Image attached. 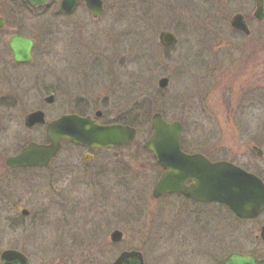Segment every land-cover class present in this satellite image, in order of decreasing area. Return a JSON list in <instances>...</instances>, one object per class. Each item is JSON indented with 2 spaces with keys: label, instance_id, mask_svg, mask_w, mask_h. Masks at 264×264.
<instances>
[{
  "label": "rangeland",
  "instance_id": "obj_1",
  "mask_svg": "<svg viewBox=\"0 0 264 264\" xmlns=\"http://www.w3.org/2000/svg\"><path fill=\"white\" fill-rule=\"evenodd\" d=\"M254 1L110 0L112 15L104 14L91 24L82 22L84 26H68L69 30L49 9L34 12L33 18L16 8L1 9L7 23L0 40V158L27 140L42 139L40 129L29 131L23 126L24 115L40 109L51 119L79 107L75 103L88 112L102 110L105 121L132 115L136 137L124 150L134 153V161L126 167L116 166V181H50L52 191L48 181L31 182L30 219L13 229L6 217L16 219V212L0 214V251L9 246L21 248L31 264H77L84 256L87 264L94 260L110 264L122 250L121 245L109 243L114 228L127 231L124 241L145 250L149 257L145 264H212V254L252 249L258 229L248 230L227 209L211 223L214 233L199 237L201 233L190 234L181 227L180 213L186 211L185 224L190 223V211L175 197L153 201L150 191L158 170L147 155L142 156L140 145L150 132L151 115L157 111L167 121L181 124L180 139L187 152L202 151L212 158L227 159L264 177V81H258V97L253 99L249 93L240 99L236 81L233 90L227 84L228 89L223 90L216 84L211 87L209 81L226 55L229 62L237 60L234 45L240 46L239 39L229 20L236 13L254 18ZM251 23L264 50V21L253 19ZM14 29L30 36L38 33L33 51L36 60L25 69L14 65L6 48ZM161 31L173 33L176 43L162 47L158 40ZM258 67L259 71L264 67L261 59ZM162 77L168 78V85L160 89L157 83ZM47 90L55 93L52 103L45 101ZM252 100L258 104L252 105ZM248 142L262 148V160L248 152ZM144 162L146 168L140 166ZM1 164L0 181H4L7 177ZM75 187L79 204L81 201L84 210H93L91 218L79 214L76 239L70 238L61 218L42 213L45 196L59 192L70 197ZM102 192L110 193L109 203ZM108 206L115 209L109 218ZM135 206L139 211L135 221L123 220L116 210ZM210 208L205 207L206 213L211 214ZM148 209L158 212L157 221L146 232H136V226L146 221ZM53 219L56 224L50 225ZM260 220L264 222V216ZM210 234H214L212 238Z\"/></svg>",
  "mask_w": 264,
  "mask_h": 264
},
{
  "label": "flooded vegetation",
  "instance_id": "obj_2",
  "mask_svg": "<svg viewBox=\"0 0 264 264\" xmlns=\"http://www.w3.org/2000/svg\"><path fill=\"white\" fill-rule=\"evenodd\" d=\"M101 1V10L100 12L96 15L93 16V13L88 6L86 0H44V3L41 5H36L34 3H30L27 0H0V10L3 8H9V9H18L20 12H26V15L30 16L31 18L34 17V12H41V11H46V10H51L52 14L58 19L66 28L68 29V26L70 27H75L78 25H86L83 24L82 22L89 23L91 22H96L100 20L104 14H107V16L112 15L113 13V7H111L107 1L110 0H100ZM241 14V13H240ZM243 22L246 25L248 29V33H244L242 30L234 28L229 20L230 27L237 33V38L239 39V45H234L235 51L239 53V56L235 62L233 60H230L229 62L227 60V55L224 53L226 56L224 57V61L222 62L220 69L215 71L216 76H212V78L209 80L210 86L212 87L214 84H216L220 89H234V84L235 81L237 82L239 90L236 89V92L239 94L240 99L247 93L251 94L252 99L257 98V90L259 89L258 81L261 79L264 81V67L261 68L259 71L258 67V59H261L262 62L264 63V50L262 49L263 44L259 43V39L257 38V34L255 29L252 26V21L255 19L256 21L262 22L264 21V0H263V16L261 19H258L252 14L251 18L248 17L245 18L243 14ZM0 40L2 37V27L7 23V19L5 18L4 15L0 13ZM108 21L109 19H105ZM104 20V21H105ZM69 27V29H70ZM14 28V27H13ZM68 29V30H69ZM18 34L24 37H28L32 39L33 41V46L30 52L31 55V60L27 63H15L12 58V52L8 48V39L10 36ZM27 33H20L19 31H14L10 33L9 37L7 38L6 41V48L8 52L11 54V60L14 63L16 67H22V68H28V66L36 60V57L33 55L34 47L36 45V38L35 36H38V33H36L33 36L26 35ZM247 39L249 41H247ZM225 42H223V45ZM244 58V59H243ZM228 61V62H227ZM18 65V66H17ZM35 69H45L44 67L40 66H35L33 67ZM229 70V71H228ZM218 75V77H217ZM216 79V82H213L212 80ZM228 81V83H226ZM227 84V87H226ZM48 96H51V100L47 101V97L45 98V101L48 103H52L54 100V91L52 90H47L46 91ZM231 96L233 93H230ZM226 93L224 94V97H227ZM228 98V97H227ZM77 101V100H76ZM229 101L231 99L229 98ZM258 104V101L256 100L253 102L252 100V105ZM75 105L79 107H74V109H67V111L60 113L59 115L53 117V118H47L44 111L41 110L44 114L43 122H37L32 125H28L26 123V116L24 115L23 117V126L29 130V131H34L40 129L43 132L42 139L37 141V140H27L24 142L22 145H17L11 152L8 154H3L2 157L0 158L1 161V167L3 174L7 177L4 178V181H0V214H12L13 212H16L14 216L15 218H9L11 227L13 229L19 227L23 221H26L25 219H30V207L31 203L34 201V197L32 195L31 189H29L30 183L33 181H48V190L52 191V186L50 181H116L117 175H118V170L116 166H122L126 167L127 163L133 162L132 155H134L133 152L129 151H124L127 148H130V146L134 143L132 141L129 144H124V145H119V146H89V145H84V144H79L75 143L72 141H69L67 139H63L57 151L54 153L51 158L42 165H8L7 163V158L8 157H15L19 155L22 150L31 142L37 143V144H48L50 142L48 136H47V126L50 122L53 120L57 119L61 115L64 114H77L81 117H86L90 116L92 119H94L97 124L99 125H107L110 123V121H105L103 119L104 112L98 108H95L93 112L90 110V112L85 111L81 108V106L78 103H75ZM85 105V104H83ZM40 110V109H37ZM100 111V115L96 116V112ZM143 142V141H142ZM249 143L250 150L248 151L251 154L255 155L259 159H263V152L262 148L255 143ZM142 149V156L145 157L147 155L151 161L152 164L155 166V168L158 170V175L156 176V179L154 183L158 180L160 174L162 173V168L160 166H156V162L154 160L153 155L145 150L142 147V143L140 145ZM254 147H258L261 149V154L259 155L255 150ZM184 151H186L184 149ZM187 152V151H186ZM190 153H200L206 158H208L209 161H217V160H227V159H217V158H212L211 156L207 155L206 153L202 151H190ZM230 161V160H229ZM235 163V162H234ZM151 164V163H149ZM148 165L147 162L141 163V167H145ZM238 165V164H237ZM240 166V165H239ZM244 168L247 171H250L254 174H256L258 177L262 179V182L264 183V177L257 171V170H250L248 169L249 167L246 166H240ZM122 173V171H121ZM126 177L125 175H121V177ZM119 181H127L126 178H120ZM2 182H5L2 184ZM153 183V185H154ZM186 184H189L187 182ZM152 185V186H153ZM3 186V189H2ZM14 189V194L12 193V190ZM74 193L73 195H69L70 197L66 196L63 197L60 195L59 192H57V195L53 194V197L51 194H48V196H45V205L43 208L42 213L48 214L49 217L57 216L61 218L63 222H60L64 226V228L67 230V232H70V238L76 239L77 237V226H79L78 222V217L84 214L86 217L89 214V218L93 217L91 216L93 214V210L89 211V209H83L82 202L80 201L79 204V199L76 193V187L74 188ZM9 192V193H7ZM104 192V190H103ZM102 196L105 197L106 202H110L109 197L111 196L110 193H105ZM151 194V191H150ZM61 196V197H59ZM81 197V196H80ZM152 197V195H151ZM175 197L182 203L183 208H188L187 211H190L189 213V218H190V223L187 220V223L183 224L185 221V212L180 213L179 218H178V224L186 229L190 230V234H200L199 237H202L204 233H214V230L210 225L215 218L223 217L225 214L226 208L222 204H218L216 202H201V201H196L192 200L190 198L184 197L181 194L177 193H166L163 195H160L159 197H152L153 201L159 202L162 201L163 199H168V201H172L171 198ZM108 202V203H109ZM90 205V204H89ZM109 205V204H108ZM138 206V205H137ZM205 207L208 210H211L210 207H213L211 214L208 212L206 213ZM118 213L122 214L123 220H128L132 219L135 221L137 217L138 208L135 206L134 209H128V208H123L122 210L116 209ZM217 210V211H216ZM107 213H109L108 218L115 212V209H110L108 206ZM87 213V214H86ZM141 215L144 214L143 211H140ZM206 213V214H205ZM81 214V215H79ZM129 214V215H128ZM219 214V215H218ZM155 215V218H151V216ZM264 216V210H262L259 214H257L254 217L251 218H238L235 217L240 223H243L244 226L248 227V230H253V229H258L257 233L254 234V237L252 238V241L255 243V245L252 247L250 250H236V251H231L227 252L226 254L224 253L222 256H214L215 254H212L211 257L213 260H215L212 264H217L220 260L225 258L228 254L230 253H239V254H248V255H253L256 257L258 260H264V242L261 238V229L264 227V222L260 220V217ZM158 217V212H155L154 210H147V217L146 221H142L139 226H136L137 229H135L136 232H146L148 229H151L149 227L153 223L157 221ZM167 217V216H166ZM138 218V217H137ZM197 220V222H194ZM138 221V220H136ZM56 224V219H53L49 224L51 223ZM137 223V222H136ZM161 223V219H158V224ZM183 224V225H182ZM54 227V226H53ZM112 227V226H111ZM115 227V226H114ZM56 228V227H55ZM134 228V227H133ZM60 230V229H58ZM218 230L220 231L219 227ZM48 231V230H47ZM115 231L120 232V237L118 240L114 241L112 239V233ZM208 231V232H207ZM216 231V229H215ZM127 233V231H123L118 228H114L110 231L109 233V243L111 245H121L119 249H122L116 257L111 261L110 264H112L115 259L125 251H139L142 254L143 257V264H145V260H149V257L145 253V250L142 252V248H137L135 246H132L130 243L124 241V233ZM130 232V230H129ZM213 236L214 234H210ZM195 237V236H192ZM80 239V245L82 243ZM199 238H195L190 241V244L193 241H198ZM74 243V242H73ZM76 245L78 244V241L75 243ZM75 247V246H71ZM77 248V247H76ZM219 253H220V247H218ZM16 251L19 252L23 256V263H20L19 259H13L11 261H6L2 260L0 258V264H31L29 258L27 255L23 252L24 250L18 247H6L3 248L0 251V256L2 252L4 251ZM216 253V254H219ZM146 255V259H145ZM220 256V257H219ZM84 256L83 259L80 261H77V264H87V258ZM212 260V261H213ZM130 263L133 262V259H128ZM93 264H96L95 260L93 261ZM125 264V263H123Z\"/></svg>",
  "mask_w": 264,
  "mask_h": 264
},
{
  "label": "water",
  "instance_id": "obj_3",
  "mask_svg": "<svg viewBox=\"0 0 264 264\" xmlns=\"http://www.w3.org/2000/svg\"><path fill=\"white\" fill-rule=\"evenodd\" d=\"M41 5L44 0H27ZM93 16L101 10L100 0H86ZM254 16H263V0H255ZM1 21V19H0ZM231 25L248 33L243 16L237 13L232 16ZM161 45L176 43V37L169 31H161L158 35ZM8 47L14 62H29L32 39L14 34L8 39ZM168 85V78L158 80V87ZM51 96L46 100L50 101ZM100 111L96 112V116ZM44 114L37 110L26 116L28 125L43 122ZM151 133L144 141L143 147L151 151L157 163L164 168L163 173L152 189V196L158 197L166 192H177L198 201H216L223 203L238 217L251 218L264 209V183L256 175L228 162H210L201 154H186L180 148L179 135L181 125L178 121L167 122L159 112L150 119ZM50 140L48 144L29 143L15 157H8V165H42L57 151L63 139L89 146H115L132 141L135 135L133 127L122 124L99 125L90 116L81 117L76 114H64L50 122L46 129ZM260 155L261 149L254 147ZM186 185L187 181H190ZM264 242V227L261 229ZM120 232L112 233V239L118 240ZM0 258L11 261L18 258L23 263V256L16 251H4ZM133 259V262L127 261ZM143 264L142 254L138 251L122 252L112 264ZM217 264H264L253 255L231 253Z\"/></svg>",
  "mask_w": 264,
  "mask_h": 264
},
{
  "label": "trees",
  "instance_id": "obj_4",
  "mask_svg": "<svg viewBox=\"0 0 264 264\" xmlns=\"http://www.w3.org/2000/svg\"><path fill=\"white\" fill-rule=\"evenodd\" d=\"M135 117H133L132 115H122L121 118H116L111 122H116V123H122V124H126V125H130V126H135L136 122H135ZM182 144V142H181Z\"/></svg>",
  "mask_w": 264,
  "mask_h": 264
}]
</instances>
